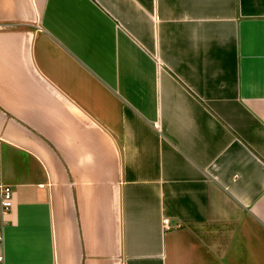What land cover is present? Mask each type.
I'll list each match as a JSON object with an SVG mask.
<instances>
[{
  "label": "crops",
  "instance_id": "crops-1",
  "mask_svg": "<svg viewBox=\"0 0 264 264\" xmlns=\"http://www.w3.org/2000/svg\"><path fill=\"white\" fill-rule=\"evenodd\" d=\"M0 184V264H264V0H0Z\"/></svg>",
  "mask_w": 264,
  "mask_h": 264
},
{
  "label": "built area",
  "instance_id": "built-area-1",
  "mask_svg": "<svg viewBox=\"0 0 264 264\" xmlns=\"http://www.w3.org/2000/svg\"><path fill=\"white\" fill-rule=\"evenodd\" d=\"M13 203V189L9 184H0V240L2 239V224L4 215L10 210ZM168 218L164 219L167 222ZM1 259V256H0Z\"/></svg>",
  "mask_w": 264,
  "mask_h": 264
}]
</instances>
